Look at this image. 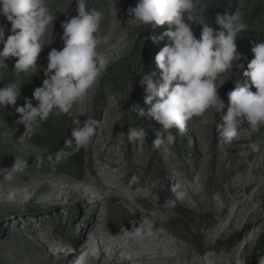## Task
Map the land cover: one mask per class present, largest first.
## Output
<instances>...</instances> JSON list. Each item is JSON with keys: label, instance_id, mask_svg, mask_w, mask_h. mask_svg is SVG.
I'll list each match as a JSON object with an SVG mask.
<instances>
[{"label": "rangeland", "instance_id": "1", "mask_svg": "<svg viewBox=\"0 0 264 264\" xmlns=\"http://www.w3.org/2000/svg\"><path fill=\"white\" fill-rule=\"evenodd\" d=\"M86 4L105 13L101 31L110 41L101 51L109 65L73 112L83 114L78 117L82 124L91 117L100 125L87 147L77 149L73 142L61 148L41 133V125L25 132L15 109L0 108V264H71L85 250L89 264H202L205 253L216 264H264V126L258 132L242 127L241 140L225 144L215 129L221 115L210 110L193 118L183 133L172 129L174 144L153 146L161 126L131 109L147 107L140 84L144 74L160 82L155 55L168 40L157 44L151 37L162 35L168 25L129 26L134 0ZM51 10L56 16L53 42L45 40L40 68L17 73L15 58H9L8 69L0 70L1 85L14 82L21 89L25 76L42 85L47 55L63 47L61 23L77 15L76 0L70 5L52 0ZM217 14H237L248 24L237 40L242 56L237 63L244 67L217 80L218 85L225 82L218 92L227 105L235 81L246 79L252 46L264 42V0H197L198 21L220 30ZM0 23L7 24V38L11 25L3 16ZM192 27L199 38L201 26ZM47 121L71 139L73 125L66 115L54 113ZM136 127L146 130L145 139H129L128 130ZM256 142L259 152L247 148ZM15 160L25 164L23 171L12 172ZM175 183H199L203 189L181 203L171 194ZM144 217L149 234L129 238L125 230L138 227Z\"/></svg>", "mask_w": 264, "mask_h": 264}, {"label": "clouds", "instance_id": "2", "mask_svg": "<svg viewBox=\"0 0 264 264\" xmlns=\"http://www.w3.org/2000/svg\"><path fill=\"white\" fill-rule=\"evenodd\" d=\"M196 2L137 0L135 7L128 9L126 23L131 27L147 30L168 25L162 35L151 37L157 44L165 37L168 40L155 55V64L161 70L160 82L144 74L140 84L144 86L147 107L133 105L131 109L161 126L153 141L157 148L175 143L172 129L183 133L193 118H202L210 110H214V116L221 115L219 123H215V119L213 122L219 140L225 144L239 142L242 127L258 132L264 126V42L252 46L253 58L243 71L246 79L235 81L234 89L227 93L226 105L218 92L225 82L218 85L217 80L221 74L232 72L234 67H244L237 63L242 59L237 40L248 29V24L237 14H217L215 19L220 30L214 29L208 21H198L194 15ZM51 3L52 0H0V16L11 25V34L6 38L7 24L0 23V70L8 69L6 60L15 58L17 73L38 71L37 61L46 45L45 40L50 37V44L53 42L56 16L52 14ZM71 3L69 0V5ZM76 4L77 15L61 23L63 47L49 51L47 66L43 68L45 78L42 85L34 89L32 99L25 98L23 106H16L20 87L8 82L0 87V108L15 106V112L19 114L16 122L25 126V132H34L54 113L66 115L73 126L71 139L65 143L71 146L74 142L78 149L92 143L100 121L87 117L82 124L78 117L83 114H74L73 109L89 96L102 71L108 67L109 60L101 46L109 43L110 36L101 31L105 19L103 11L89 9L86 0H76ZM193 23L201 26L199 38L194 33ZM3 78L4 72L0 71V82ZM3 125L0 121V126ZM128 135L130 140L145 139L146 130L130 128ZM247 148L259 152L261 145L251 143ZM24 167L23 162L15 160L11 170L23 171ZM7 178L11 179V175ZM202 189L203 185L199 183H175L171 186V194L175 201L183 203ZM134 191L139 193L141 190ZM148 224L147 217L141 218L139 226L125 230V234L129 238H143L149 234L145 227ZM89 255L87 250L82 251L71 264H89ZM201 261L202 264H216L210 253H205Z\"/></svg>", "mask_w": 264, "mask_h": 264}, {"label": "trees", "instance_id": "3", "mask_svg": "<svg viewBox=\"0 0 264 264\" xmlns=\"http://www.w3.org/2000/svg\"><path fill=\"white\" fill-rule=\"evenodd\" d=\"M134 2H137V0H134ZM5 85H1L0 87H4ZM40 82L39 80H37V78L35 77H29V76H25L24 77V82H23V86L20 89V96L17 100V105L16 106H23L24 105V101L25 98L28 99H32V94L33 91L36 87H39ZM33 106H35L36 101L33 99ZM7 110H11L15 109V106L9 105L7 107H5ZM4 109V108H3ZM5 122H8L7 118L3 119ZM40 125L42 126V130L41 133L47 138V139H55V144H58L57 146H60L61 148H65L68 145L65 143L66 141V137L64 135H62V132L60 131V129H58L59 125H53L52 122H48V121H44L41 122ZM40 142V141H39Z\"/></svg>", "mask_w": 264, "mask_h": 264}]
</instances>
